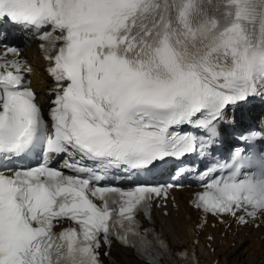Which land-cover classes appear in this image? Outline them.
Wrapping results in <instances>:
<instances>
[{
  "label": "snow or ice",
  "instance_id": "obj_1",
  "mask_svg": "<svg viewBox=\"0 0 264 264\" xmlns=\"http://www.w3.org/2000/svg\"><path fill=\"white\" fill-rule=\"evenodd\" d=\"M12 29L45 53L48 119ZM0 46V264H103L114 240L144 264H191L139 216L193 171L186 156L240 128L243 147L194 170L192 203L264 218V0H0Z\"/></svg>",
  "mask_w": 264,
  "mask_h": 264
},
{
  "label": "bare ground",
  "instance_id": "obj_2",
  "mask_svg": "<svg viewBox=\"0 0 264 264\" xmlns=\"http://www.w3.org/2000/svg\"><path fill=\"white\" fill-rule=\"evenodd\" d=\"M24 56L35 69L32 85L39 92L41 102H45V100L47 102L48 97L45 99V92L47 90L48 78L43 73L47 64L41 59L35 43L30 42L26 46ZM174 196L178 208L173 210V217L171 219L161 221L160 228L169 237L175 249L182 248L186 245L193 247L195 234L198 231L195 230L192 222L196 217L193 216L191 219H188L189 209L187 203L191 195L184 190L175 192ZM263 235L264 229L262 228L254 231L253 236L248 237L245 236L244 232L237 230V239L235 240L238 243L236 247L226 251V254L221 258L220 264H227V259L231 256H233L231 264H261L264 259V252L260 249L261 246H264ZM199 241H203L201 235H199ZM122 252L127 253V250L123 249ZM127 255L130 256L129 253ZM238 258L239 262L237 261ZM137 262L144 264L141 261Z\"/></svg>",
  "mask_w": 264,
  "mask_h": 264
}]
</instances>
